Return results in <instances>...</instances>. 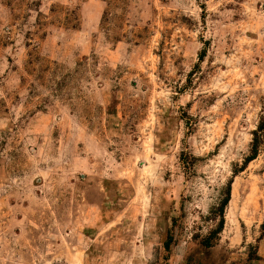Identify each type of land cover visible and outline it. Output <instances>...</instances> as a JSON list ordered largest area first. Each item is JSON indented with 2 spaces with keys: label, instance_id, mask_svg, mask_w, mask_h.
<instances>
[{
  "label": "rangeland",
  "instance_id": "rangeland-1",
  "mask_svg": "<svg viewBox=\"0 0 264 264\" xmlns=\"http://www.w3.org/2000/svg\"><path fill=\"white\" fill-rule=\"evenodd\" d=\"M263 103L264 0H0V264H256Z\"/></svg>",
  "mask_w": 264,
  "mask_h": 264
},
{
  "label": "trees",
  "instance_id": "trees-1",
  "mask_svg": "<svg viewBox=\"0 0 264 264\" xmlns=\"http://www.w3.org/2000/svg\"><path fill=\"white\" fill-rule=\"evenodd\" d=\"M264 105V103H263ZM263 113H264V107H263ZM264 135V116H262L260 118V121L257 125V128L255 131H253V140L251 143V149H250V155H248L245 159H244V165L251 161L252 159H254L257 154H258V150H259V143L262 142V137ZM244 167V166H242ZM241 167V168H242ZM240 168V169H241ZM239 170V168L234 169L233 173L236 174ZM232 180H229L228 182H226V184H224V190L222 193V197L217 205V207H215L213 209V214L218 217V223L217 226L214 230L215 233H220L223 229L224 226V210L230 200V190H231V184ZM262 231H264V223L261 226Z\"/></svg>",
  "mask_w": 264,
  "mask_h": 264
},
{
  "label": "crops",
  "instance_id": "crops-1",
  "mask_svg": "<svg viewBox=\"0 0 264 264\" xmlns=\"http://www.w3.org/2000/svg\"><path fill=\"white\" fill-rule=\"evenodd\" d=\"M262 242H264V238H263ZM258 254H259L260 258L256 264H264V247H259Z\"/></svg>",
  "mask_w": 264,
  "mask_h": 264
}]
</instances>
